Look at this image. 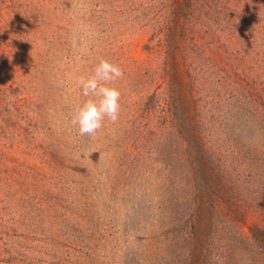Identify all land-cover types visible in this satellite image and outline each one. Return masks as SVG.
Segmentation results:
<instances>
[{"label": "rangeland", "instance_id": "rangeland-1", "mask_svg": "<svg viewBox=\"0 0 264 264\" xmlns=\"http://www.w3.org/2000/svg\"><path fill=\"white\" fill-rule=\"evenodd\" d=\"M0 264H264V0H0Z\"/></svg>", "mask_w": 264, "mask_h": 264}, {"label": "clouds", "instance_id": "clouds-1", "mask_svg": "<svg viewBox=\"0 0 264 264\" xmlns=\"http://www.w3.org/2000/svg\"><path fill=\"white\" fill-rule=\"evenodd\" d=\"M123 76L124 70L118 64L101 58L90 75L79 78L82 95L90 97L77 107L71 119V125L78 129L80 136L95 135L104 126L106 118L112 123L118 121L121 93L109 85Z\"/></svg>", "mask_w": 264, "mask_h": 264}]
</instances>
